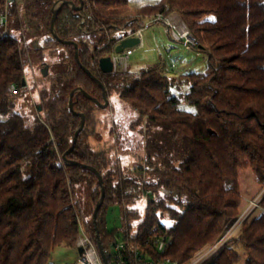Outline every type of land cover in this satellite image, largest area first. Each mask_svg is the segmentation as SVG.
Segmentation results:
<instances>
[{
	"label": "trees",
	"instance_id": "1",
	"mask_svg": "<svg viewBox=\"0 0 264 264\" xmlns=\"http://www.w3.org/2000/svg\"><path fill=\"white\" fill-rule=\"evenodd\" d=\"M59 1L25 0L20 8L18 1L0 0V27L8 6L7 28L2 25L0 31V264H57V248L76 251L80 184L91 190V235L97 243L99 232L105 252L122 243L127 264L165 259L189 264L241 217L240 172L251 169L264 187V0H159L139 8L141 14L178 13L199 41L197 50L208 55L206 72L170 77L156 66L138 77L101 71L100 59L136 29L126 19L129 0H85L78 11L62 7L56 20L59 38L79 44L82 65L104 84L108 97L118 93L138 113L133 128L145 121L140 129L145 161L130 173L88 142L96 132L95 112L103 109L83 94L73 98L86 125L68 160L92 166L103 176L106 195L96 225L99 179L67 164L63 155L81 122L69 107L71 93L81 88L103 103V90L78 64L75 46L51 32ZM69 1L80 6V0ZM28 34L47 38L45 47L35 50L48 75L37 105L42 117L32 124L14 112L26 88L30 49L23 42ZM86 39L97 43L94 52ZM182 86L189 87L188 93L176 94ZM183 102L192 109L182 107ZM149 190L158 197L147 202L142 218L134 206ZM112 207L122 209V236L108 227ZM258 208L260 214L241 225L211 264H239L240 248L244 264H264V197Z\"/></svg>",
	"mask_w": 264,
	"mask_h": 264
},
{
	"label": "rangeland",
	"instance_id": "2",
	"mask_svg": "<svg viewBox=\"0 0 264 264\" xmlns=\"http://www.w3.org/2000/svg\"><path fill=\"white\" fill-rule=\"evenodd\" d=\"M25 0H19L18 4L20 8ZM159 0H129L131 10L126 16L130 25L135 23L136 29L132 31L129 29L127 35L135 33L141 29L142 26L149 23L157 15L162 13L141 14L138 9L147 5L157 3ZM22 13V12H21ZM168 19L177 18V22L174 25V29H168L159 24L148 28L144 33V48H138L136 46L135 53L130 59L129 66L126 68L125 74H130L132 77H138L143 71L150 70L152 66H156L157 70L167 74L169 77L176 74L183 75L186 73H204L208 69V60L205 59L207 54L198 55L195 51L187 50L182 43L175 42L171 35L173 32L180 31L183 28L189 26L185 20L178 14L172 13L169 15L162 14ZM129 24V23H128ZM126 26H122L121 29H125ZM5 29L0 27V31ZM13 35L17 38L21 37L19 32H13ZM102 34H98V37ZM138 38V37H135ZM191 40V36H188ZM46 36L34 37L27 35V39L23 44L30 49L29 62L26 68V82L28 88L21 90L20 96L16 100L15 113L22 114L32 124L37 118L42 117L40 110L37 109V105L40 102V95L42 90L46 87V81L43 77L42 63L35 54V50L41 47H45ZM89 44L95 43L92 39H88ZM102 46V45H101ZM92 52V51H91ZM183 60L184 62H182ZM175 72H170V70ZM118 73V72H115ZM188 86H182L178 91L175 89L176 94L188 93ZM110 105L103 111H96L94 115V135L88 138L90 146L96 152H103L109 154L113 160H119L121 166L131 173L136 166L144 164L145 151L144 143L145 136L140 132L145 126V121L140 126L133 128V123H137L139 115L126 105L119 97V94L113 92L109 96ZM185 109H192L187 103L182 104ZM93 129V125L91 126ZM240 182L243 195V201L241 203L242 215L240 219L244 217L241 225L245 221L254 219L260 214L258 200L261 197V193L264 187L260 186L257 182L256 176L251 169L243 170L240 172ZM76 194V200L79 202L80 217L82 218L88 232L91 234V215L94 209L93 196L91 190L87 185L80 184L78 186ZM258 204V206H255ZM147 201L141 199L136 203L134 209L138 210L141 217L146 215ZM108 227L112 231H117L122 236L123 224H122V209L120 207H112L108 210L106 216ZM238 221V220H237ZM236 221V222H237ZM138 225V223H134ZM240 223L237 226H232L226 233H228L233 227V232L230 234V239L236 238L241 230ZM92 236V235H91ZM80 233L76 241V246L79 241ZM239 253L243 259L239 264H244L245 252L243 249H239ZM53 259L57 264H78L79 256L76 251L57 248L53 253ZM194 259V258H193ZM212 263V262H211Z\"/></svg>",
	"mask_w": 264,
	"mask_h": 264
},
{
	"label": "built area",
	"instance_id": "3",
	"mask_svg": "<svg viewBox=\"0 0 264 264\" xmlns=\"http://www.w3.org/2000/svg\"><path fill=\"white\" fill-rule=\"evenodd\" d=\"M19 0H7L8 4L17 2ZM85 1V0H84ZM71 7V6H70ZM177 20V18H175ZM175 19H168L164 15L159 14L157 15L153 20H151L149 23L145 24L144 26L141 27V29L135 33L125 35L123 38L118 41L114 48L113 51L110 55L114 64V73H123L125 72L126 68L129 66V62L133 54L135 53V47L126 49L124 52L117 54L115 49L116 46L124 39L127 38H135L138 37L140 39V43L138 48H144V33L145 31L153 26L163 24L167 29H174V25L177 22ZM1 24L7 28L8 24V6L6 8V13L4 16L1 18ZM180 31H176V33H172L171 38L178 43H182L187 50L190 51H195L198 53V55H202L197 49L199 48V41L195 38L193 33L188 30V28H183ZM5 34H9L8 31H5ZM100 35L102 34L101 32L99 33ZM188 36H191V40L188 38ZM89 40H85L84 42L88 45L90 51L94 52L95 50V45L94 44H89ZM204 54V53H203ZM205 59L208 60V55L205 56ZM28 88V86H26ZM12 91L14 94L18 93V88L17 86H12ZM261 197L258 200V203L263 199L264 197V189L260 195ZM157 194L154 193L153 191H147L143 194L142 199L145 201H149L150 199L156 200L157 199ZM255 206H258V204H255ZM243 216L241 219L239 218L238 221L234 224V226H237L239 223L241 225L242 221H244ZM77 220H78V226H79V241L76 246V251L79 256L78 259V264H104L103 259L101 257V254L98 250L97 243L95 242L94 238L91 236V234L88 232L85 223L83 222L82 218L80 215H77ZM235 228V227H233ZM233 228L228 232L225 233L224 236L214 245L208 246L204 248L202 251H200L198 254L195 255L194 259L189 264H211V262L219 256V254L222 252L225 244L227 241H229L230 234L234 231ZM79 248L83 249V253L79 254L78 250ZM166 249V246L163 242L159 243V250L164 252ZM105 255L109 261H113V264H127V258L128 256L126 255V247L124 244L120 243L118 244L114 249H111L107 252H105ZM136 256H138V253H136ZM146 264H178L175 262H172L170 259H165V260H157V261H150L147 262Z\"/></svg>",
	"mask_w": 264,
	"mask_h": 264
},
{
	"label": "water",
	"instance_id": "4",
	"mask_svg": "<svg viewBox=\"0 0 264 264\" xmlns=\"http://www.w3.org/2000/svg\"><path fill=\"white\" fill-rule=\"evenodd\" d=\"M64 5L71 6V8L73 10L78 11V10H81L82 9V7L84 5V0H80V6H76L73 2H71L69 0H60L59 2H57V4L55 5V7L53 9V18H52V21H51V32L54 35V37L56 39H58L59 41H61L63 44L75 46V48H76V59H77L78 64L82 67V69L90 77H92V79L97 84H99V86L103 90V103L100 100H98V99L94 98L93 96H91L90 94H88L85 90H83L81 88L76 89V90H74L71 93L70 100H69V107H70V109H71V111L73 112L74 115H79L81 117V122H80V125H79L78 130L75 133L74 142H73L72 147L63 155V160L67 164L80 166V167H82L85 170H89V171L93 172L98 177V179H99V185L101 186V198H100V201L98 202V204H97V206L95 208L94 214H93V221H94V224L96 225L97 224V219H98V214H99V212L101 210V207H102V205L104 203L105 195H106L105 187H104L103 176L101 175V173L97 169H95L92 166L85 165V164H80V163H77V162H73V161H69L68 160V156L74 150L75 145L78 142L79 135L83 131V129L85 128V125H86V117H85V115L84 114H78L75 111V109H74L73 98H74V96H75L76 93L83 94L88 99L92 100L101 109L108 108L109 105H110V101H109L108 93H107V90H106L104 84L98 78H96L95 76H93V74L82 65V63L80 61V58H79V51H78L79 44H77L76 42H73V41H63L57 35V32H56V20H57V17L59 15V12L61 11V9H62V7ZM139 43H140V39L139 38H127V39H124V40H122L116 46L115 51H116L117 54H120V53L124 52L126 49H130V48L136 47L137 45H139ZM99 65H100L101 71L104 74H112V73H114V64H113L112 58L110 56H106V57L101 58L100 59V62H99ZM42 74H43V76H47L48 75V68L47 67L42 71ZM23 85H24V87H26L27 86V82L25 81ZM39 110L41 111V108ZM96 236H97L98 250H99V252L101 254V257L103 259V262H104V264H109V261H108L106 255H105V251H104V249L102 247V244H101V241H100V236H99V232L98 231H97V235ZM78 252H79V254H82L83 253V249L82 248H79Z\"/></svg>",
	"mask_w": 264,
	"mask_h": 264
},
{
	"label": "crops",
	"instance_id": "5",
	"mask_svg": "<svg viewBox=\"0 0 264 264\" xmlns=\"http://www.w3.org/2000/svg\"><path fill=\"white\" fill-rule=\"evenodd\" d=\"M167 30H168V29H167ZM181 61L184 62L183 60H181ZM170 72L173 73V72H175V71L171 69V70L169 71V73H170ZM189 73H190V72H189ZM176 75H178V74H176ZM242 201H243V200H242ZM241 203H242V202H241ZM241 211H242V209H241Z\"/></svg>",
	"mask_w": 264,
	"mask_h": 264
}]
</instances>
